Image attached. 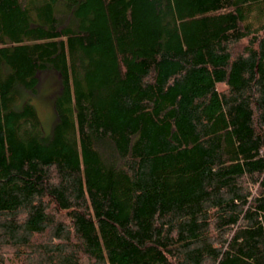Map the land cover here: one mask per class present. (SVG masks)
Instances as JSON below:
<instances>
[{
  "label": "trees",
  "instance_id": "trees-1",
  "mask_svg": "<svg viewBox=\"0 0 264 264\" xmlns=\"http://www.w3.org/2000/svg\"><path fill=\"white\" fill-rule=\"evenodd\" d=\"M0 264H264V0H0Z\"/></svg>",
  "mask_w": 264,
  "mask_h": 264
},
{
  "label": "rangeland",
  "instance_id": "rangeland-1",
  "mask_svg": "<svg viewBox=\"0 0 264 264\" xmlns=\"http://www.w3.org/2000/svg\"><path fill=\"white\" fill-rule=\"evenodd\" d=\"M59 87V78L54 71L49 70L48 73L41 75L39 85L40 95L35 98L33 105L39 115L46 131H50L55 123V113L53 110L55 93ZM59 90V89H58ZM57 95V94H56Z\"/></svg>",
  "mask_w": 264,
  "mask_h": 264
}]
</instances>
